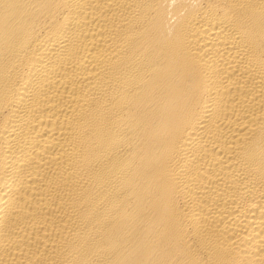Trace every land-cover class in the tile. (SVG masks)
<instances>
[{
  "label": "bare ground",
  "instance_id": "bare-ground-1",
  "mask_svg": "<svg viewBox=\"0 0 264 264\" xmlns=\"http://www.w3.org/2000/svg\"><path fill=\"white\" fill-rule=\"evenodd\" d=\"M0 264H264V0H0Z\"/></svg>",
  "mask_w": 264,
  "mask_h": 264
}]
</instances>
